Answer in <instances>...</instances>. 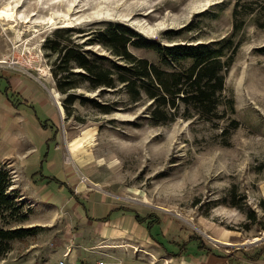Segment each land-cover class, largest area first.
<instances>
[{
    "label": "rangeland",
    "instance_id": "obj_1",
    "mask_svg": "<svg viewBox=\"0 0 264 264\" xmlns=\"http://www.w3.org/2000/svg\"><path fill=\"white\" fill-rule=\"evenodd\" d=\"M8 4L18 10V17L14 21L0 14V86L22 114L36 115L38 127L49 128L44 153L56 155V146L61 147L60 159L64 151L68 169L79 180H99L98 187L160 222L166 234L151 223L163 247L149 243L141 256L115 257L117 263L111 264H205V252L216 262L223 256L238 264L258 252L263 255L264 53L258 49L264 45V27L257 24L256 12L247 11H258L264 0H0V11ZM238 5L245 18L238 34L242 45L228 71L225 91L235 97L236 112L228 114L232 116L218 124L197 117L154 124L148 117L151 102L129 103L120 90L104 97L125 99L120 110L104 113L77 103L73 115L65 107L61 111L59 101L63 104L65 95L55 86L51 58L43 47L57 27L119 20L148 39L171 44L168 30L194 23L193 30L173 40H214L233 33ZM131 49L159 61L156 52ZM231 117L241 125L225 136ZM0 161L11 169L13 182L20 178L22 169L14 157ZM18 185L12 188L23 187ZM233 189L244 208L230 203ZM24 201L25 208H31ZM21 225L29 226L26 221ZM48 235L42 227L35 236L15 240L0 264H27L33 242L44 243Z\"/></svg>",
    "mask_w": 264,
    "mask_h": 264
},
{
    "label": "trees",
    "instance_id": "obj_2",
    "mask_svg": "<svg viewBox=\"0 0 264 264\" xmlns=\"http://www.w3.org/2000/svg\"><path fill=\"white\" fill-rule=\"evenodd\" d=\"M255 12L257 24L264 27V5L258 11L251 7L247 14ZM234 17L233 33L214 40H173L193 30L194 23L168 30L166 34L173 42L165 44L148 39L128 23L105 20L96 26L57 27L43 47L51 58L55 86L65 95L63 105L68 115L75 113L77 103L104 113L120 110L125 99L104 98L108 92L120 90L129 103L148 99V117L154 124L196 117L218 124L236 112L235 97L225 91L228 71L242 45L238 34L245 18L240 17L239 5ZM98 46L103 51L96 49ZM131 46L156 52L159 61L137 54ZM258 50L264 53V45ZM96 91V95L88 94ZM240 125L231 117L223 134L230 135ZM13 183L11 169L0 161V215L4 222L0 225V258L13 248L15 240L35 236L42 229L40 225H21L29 218L31 208H25ZM235 191L230 193V203L244 208ZM250 217L256 218V213L250 211ZM260 256L258 252L252 258Z\"/></svg>",
    "mask_w": 264,
    "mask_h": 264
},
{
    "label": "crops",
    "instance_id": "obj_3",
    "mask_svg": "<svg viewBox=\"0 0 264 264\" xmlns=\"http://www.w3.org/2000/svg\"><path fill=\"white\" fill-rule=\"evenodd\" d=\"M2 86L0 158L14 157L22 169L14 183L22 184L17 188L32 208L26 225H40L49 232L42 238L44 243L33 242L27 264H61L62 260L64 264H93L97 260L111 264L115 257L141 256L149 243L163 247L151 228V223L158 224L165 234L160 222L150 221L123 198L98 187L102 184L99 180L93 184L79 180L77 173L68 169L64 151L60 159L61 147L56 146V155L45 154L42 147L49 128H39L36 115L22 114ZM128 248L136 251L126 253ZM230 259L222 256L216 262L213 254L205 252V264H230ZM241 261L238 264H264V253Z\"/></svg>",
    "mask_w": 264,
    "mask_h": 264
},
{
    "label": "bare ground",
    "instance_id": "obj_4",
    "mask_svg": "<svg viewBox=\"0 0 264 264\" xmlns=\"http://www.w3.org/2000/svg\"><path fill=\"white\" fill-rule=\"evenodd\" d=\"M2 9V8H1ZM0 14H1V17H4L8 20H17V17H18V10L15 9L14 5L12 4H8L7 6H5L1 11H0ZM55 21V19H53ZM5 23V22H4ZM55 96L58 95V91H55ZM58 102V101H57ZM59 107L61 109V111L64 113V106L62 103H60L59 101ZM61 112V113H62Z\"/></svg>",
    "mask_w": 264,
    "mask_h": 264
},
{
    "label": "built area",
    "instance_id": "obj_5",
    "mask_svg": "<svg viewBox=\"0 0 264 264\" xmlns=\"http://www.w3.org/2000/svg\"><path fill=\"white\" fill-rule=\"evenodd\" d=\"M67 254V253H66ZM65 263V261L64 260H62L61 261V264H64ZM93 264H106L103 260H97L96 262H94Z\"/></svg>",
    "mask_w": 264,
    "mask_h": 264
}]
</instances>
